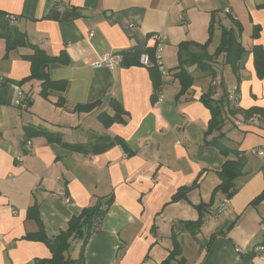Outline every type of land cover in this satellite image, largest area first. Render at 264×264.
<instances>
[{"label":"crops","instance_id":"0c3cea01","mask_svg":"<svg viewBox=\"0 0 264 264\" xmlns=\"http://www.w3.org/2000/svg\"><path fill=\"white\" fill-rule=\"evenodd\" d=\"M8 27L66 62L46 68L55 87L45 99L22 58L33 51L5 55L0 36V264L51 258L45 244L26 239L38 230L32 207L49 238L82 210L107 207L84 246L83 264H162L175 244L180 254L171 264H240L253 248H264V78L257 77L252 54L254 46L264 53V0H0V35ZM229 32L244 51L237 74L222 49ZM156 33L166 37L162 72L139 64L93 67L104 54L153 50ZM185 43L194 45L189 53L205 46L215 76L182 64L191 77L182 91L174 75ZM232 74L237 89L228 99L232 89L223 81ZM18 90L30 103L26 109L16 106ZM204 95L223 110L222 128L211 134ZM89 105V112L76 109ZM115 107L121 122L112 121ZM252 108L263 113L246 118ZM26 127L59 141L28 135ZM219 134L226 155L210 144ZM227 160L241 165L228 208L218 214ZM60 191L69 202L55 197ZM200 215L202 224L191 233L184 223ZM73 243L75 257L69 250L65 256L75 259L82 240ZM251 264L264 260L255 256Z\"/></svg>","mask_w":264,"mask_h":264},{"label":"trees","instance_id":"16d2710c","mask_svg":"<svg viewBox=\"0 0 264 264\" xmlns=\"http://www.w3.org/2000/svg\"><path fill=\"white\" fill-rule=\"evenodd\" d=\"M5 40V55L12 50L19 48H29L33 52L32 54L23 55L22 58L27 60L30 63L31 72L30 78H35L41 83V91L40 95L43 98L48 97V90L50 88L55 87V83L51 82L47 78L46 68L52 63H65L66 60L63 56L51 57L46 55L41 49H39L35 45H31L25 36L24 33L19 32L18 30L8 27L4 33L0 35ZM255 36V35H254ZM188 46H194L193 44L185 43L180 45V55H179V71L175 73V77L181 81L182 91H185L187 87L191 83V77L181 68L182 64H190L196 65L198 69L201 71H208L212 75L214 73L213 68L210 65V57L207 56L205 52V46L195 45L197 50L200 52H188ZM227 49V53H225L226 63L229 64L232 68V72L237 74L239 70V62L242 60V56L244 51L240 47L239 43L235 40L233 33L229 32L227 34V38H225L224 43L222 44V49ZM221 49V50H222ZM223 49V50H224ZM142 53H146L149 56L151 62H153V50L150 51H139L137 49H129L120 53L122 57L121 66H129L132 64H139V57ZM253 54V65L255 68L256 75L259 79L264 78V53L259 46H254L252 48ZM182 57V58H181ZM140 65V64H139ZM150 70L155 71L157 68L155 66L149 67ZM154 83V95L157 93L159 89L160 82L157 77H153ZM28 105L30 104L29 101ZM201 102L204 106L210 111V121L208 126L207 134H211L213 131H220L224 120L222 118V106L220 103L215 102L209 98V95H204L201 98ZM60 100L58 101V104ZM93 108V105L84 106V107H76V109L81 111L89 112ZM115 116L112 121L121 122V114L122 109L120 107H115ZM245 117L249 118L251 115L256 113H263L261 109L252 108L249 111L244 112ZM26 133L29 135H41L44 136L49 142L59 141V137L53 133L44 131L42 129H37L34 127H26ZM222 135H218L214 137L210 144L215 145L220 153L223 155L227 154L224 146L221 144ZM234 155H237V152H233ZM240 160H227L223 166L222 170L219 174L220 184L218 185V190H222L226 197L229 198L235 192L234 188V180L237 178L239 174L240 168ZM260 199L264 198V191L260 194ZM109 202V201H108ZM107 204V203H106ZM107 211V207H102L101 205H95L91 208L84 209L80 212L78 217L72 218L68 223L66 228L61 231L55 237L49 238L44 233V229L42 223L39 219L38 213L34 207H32L28 214L29 216L36 221L38 230L35 233L28 234L26 239L31 241H38L45 244L50 253L51 258L46 261H40L36 264H83V249L87 242V240L96 235L100 228L103 217ZM201 214V213H200ZM202 215V214H201ZM200 215V220L196 222H186L185 227L191 232L195 233L202 224ZM81 228H84L81 231ZM75 239H81L82 244L80 247V252L78 257L72 259L69 256H65V253L70 248V241ZM174 250L170 253L169 258L163 262L162 264H171L172 260H174L179 254L178 244L174 245ZM255 253L251 251L249 254L244 256L241 260L240 264H251L253 258L255 257Z\"/></svg>","mask_w":264,"mask_h":264},{"label":"built area","instance_id":"2783aa9c","mask_svg":"<svg viewBox=\"0 0 264 264\" xmlns=\"http://www.w3.org/2000/svg\"><path fill=\"white\" fill-rule=\"evenodd\" d=\"M7 19L12 21L14 20L13 17L7 16ZM150 39L154 43V54H153V62L149 59L148 54L143 53L139 57V64L143 67H151L155 66L160 72L163 71V64L161 61V52L163 48V44L165 43L166 37L162 33H156L152 34ZM122 62V57L120 54H104L98 58L97 61L93 63V67H107V68H114L116 66H119ZM237 87L232 89L230 92L227 93L228 99L234 98V95L236 93ZM17 101L16 106L21 107L22 109H26L28 107L27 101L22 99V93L18 90L17 92ZM158 99L157 101H159ZM250 120H253L250 118ZM25 148H30V142L28 141L26 143ZM262 154V153H260ZM17 161L20 160L19 157L16 158ZM56 198L62 199L66 202H69L68 197L63 191H60L57 195H55ZM229 204V198L224 197L219 205L218 208V214L224 212L228 208ZM253 252L256 256H259L262 260H264V248L263 247H255L253 248Z\"/></svg>","mask_w":264,"mask_h":264},{"label":"rangeland","instance_id":"374dc122","mask_svg":"<svg viewBox=\"0 0 264 264\" xmlns=\"http://www.w3.org/2000/svg\"><path fill=\"white\" fill-rule=\"evenodd\" d=\"M229 78H230V74H229ZM231 79H232L231 81L225 79L226 81L224 80L223 84H225V86L230 87L231 89H234L235 87H237V80L233 74L231 76ZM235 123H236L235 120H233L232 124H235ZM228 129H230V126ZM228 129L226 128L225 131L228 132ZM232 130H230V131L232 132ZM77 250H78V244H76V243L71 244V247L68 251V255H70L72 258L75 257Z\"/></svg>","mask_w":264,"mask_h":264},{"label":"water","instance_id":"95a60500","mask_svg":"<svg viewBox=\"0 0 264 264\" xmlns=\"http://www.w3.org/2000/svg\"><path fill=\"white\" fill-rule=\"evenodd\" d=\"M83 230V229H82Z\"/></svg>","mask_w":264,"mask_h":264}]
</instances>
